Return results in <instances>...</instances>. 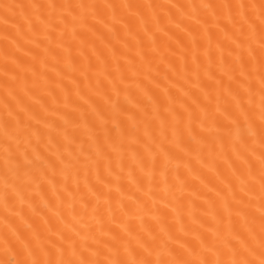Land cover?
I'll return each instance as SVG.
<instances>
[{
  "label": "bare ground",
  "instance_id": "bare-ground-1",
  "mask_svg": "<svg viewBox=\"0 0 264 264\" xmlns=\"http://www.w3.org/2000/svg\"><path fill=\"white\" fill-rule=\"evenodd\" d=\"M0 264H264V0H0Z\"/></svg>",
  "mask_w": 264,
  "mask_h": 264
}]
</instances>
